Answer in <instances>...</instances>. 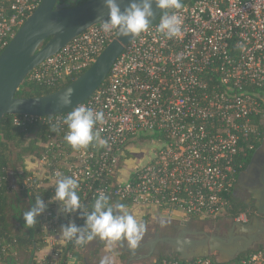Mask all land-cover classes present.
Returning <instances> with one entry per match:
<instances>
[{
	"label": "built area",
	"instance_id": "built-area-1",
	"mask_svg": "<svg viewBox=\"0 0 264 264\" xmlns=\"http://www.w3.org/2000/svg\"><path fill=\"white\" fill-rule=\"evenodd\" d=\"M41 2L0 0V54ZM182 4L179 10H166L181 18L180 37L158 33L161 14L124 48L107 83L81 104L103 111L106 121L96 126L99 138L87 148L75 151L66 143L63 120L69 112L14 118L17 126L41 120L57 129L44 143L43 156L31 159L44 166L41 178L34 174L37 187L52 193L42 222L49 250L42 264H58L63 247L79 248L74 241H59L57 228L69 220L83 225L82 212L91 211L100 193L110 201L129 202L128 208L158 209L184 220L227 216L242 167L239 157L257 133L255 119L261 116L264 124V0ZM102 23L41 63L29 81L55 87L78 78L119 35L104 33ZM143 143L151 157L126 172L133 148ZM64 176L79 182L82 209L71 216L60 214L54 199L56 183ZM67 256L74 263L73 253ZM182 262L161 264H216L211 258ZM241 264H264V251Z\"/></svg>",
	"mask_w": 264,
	"mask_h": 264
},
{
	"label": "water",
	"instance_id": "water-1",
	"mask_svg": "<svg viewBox=\"0 0 264 264\" xmlns=\"http://www.w3.org/2000/svg\"><path fill=\"white\" fill-rule=\"evenodd\" d=\"M59 0H42L39 7L30 15L15 37L0 54V123L6 115H27L48 117L70 112L88 100L106 81L112 66L123 52L124 48L135 40L118 35L100 54L92 66L81 76L67 86L44 96L17 97L23 82L29 74L48 58L60 52L73 39L94 25L107 18L108 10L103 0H88L76 7L59 4ZM78 0H73L77 2ZM130 0H120L121 8L127 7ZM149 27L166 10L156 9ZM62 27V30H57ZM47 41L46 44L44 42ZM73 89L71 105L64 106L61 97L67 89ZM264 143L254 153L243 177L252 178L263 166ZM251 193L256 200L257 222L264 216V181ZM165 220H174L180 225L176 227L175 236L155 234L139 248L126 247L124 240L117 242L121 250L130 254L125 264L151 260L158 252V246H167L168 253L179 255L180 261H191L197 258H209L210 250L219 251L229 259L218 261V264H228L234 255L244 252L248 246H235L232 240L227 241L216 236H210L205 231L190 228L191 220L181 216H163ZM145 248L148 253L136 256L135 253ZM139 257V258H138Z\"/></svg>",
	"mask_w": 264,
	"mask_h": 264
},
{
	"label": "trees",
	"instance_id": "trees-1",
	"mask_svg": "<svg viewBox=\"0 0 264 264\" xmlns=\"http://www.w3.org/2000/svg\"><path fill=\"white\" fill-rule=\"evenodd\" d=\"M86 1L88 0H78L77 2H73V0H59L58 3L76 7ZM74 80H67L55 87H48L37 82H30L27 78L16 96H44L67 86ZM106 83L107 81L102 86ZM15 117L16 115H6L0 123V264H19L18 257L24 258V263L22 264H37L34 261L33 255L35 252L46 247L45 235L42 230V215L38 218L34 227L28 228L25 226V221L23 220V212L30 209L37 197H41L46 202L52 197V193L49 189L37 187L39 180H37L34 173L26 169L25 162L27 158L40 159L43 156L45 151L43 145L48 141L49 136L55 134V131H52L49 125L43 124L41 120H35L27 123L25 126H17L14 123ZM261 120V116L255 119L254 124L257 128V133L246 143L247 146L239 157V162L242 164V167L239 168V174L247 168L254 153L263 144L264 124ZM251 146H253L252 149ZM59 154L62 153L59 151L55 156L57 157ZM28 179L30 180V187L28 184H25ZM12 180H15V182L13 183ZM230 202L231 208L226 217L235 219L241 216L242 213L247 212L248 207L245 206L242 199H238L235 196V190L230 196ZM110 203L113 205L121 203L126 208L131 206L129 202L118 199L111 200ZM90 210H92V207H90ZM149 218V216L143 218L142 223L147 225ZM221 219L218 221L192 219L191 224L198 231H203L207 227L213 228ZM174 223L175 221L169 222L162 219L156 227L157 232L155 234L175 236L177 230L173 227ZM101 241L102 243L99 244L98 242ZM90 243L95 244L88 251ZM104 243L105 240L97 237L84 245H80L75 251L74 246L63 247L58 264H71L67 256V253L70 252L73 253V258L75 259V263L72 264H100V251L105 246ZM143 243L140 241L138 244ZM124 244L126 247H129L127 240H124ZM58 248L55 247V250ZM164 250L158 246L160 254L154 256L155 261L145 264H161L164 261L183 263L179 260L178 255L172 253L165 254ZM122 251L125 252V255L121 256V261L126 263L129 253L125 250ZM259 251H264V248L248 251L241 255L234 264H241L243 260ZM214 262L218 264L215 260Z\"/></svg>",
	"mask_w": 264,
	"mask_h": 264
},
{
	"label": "clouds",
	"instance_id": "clouds-1",
	"mask_svg": "<svg viewBox=\"0 0 264 264\" xmlns=\"http://www.w3.org/2000/svg\"><path fill=\"white\" fill-rule=\"evenodd\" d=\"M108 10L107 18L103 19L101 29L104 33L116 31L121 37L134 38L149 28L151 19L156 9L179 10L183 7L182 0H130L127 7L121 8L120 0H103ZM182 20L175 14L164 11L157 26L158 33L167 39L178 38L182 35ZM62 30V27L57 29ZM73 89L69 88L61 97L64 106L71 105ZM67 125L64 136L66 143L75 151L85 149L99 138L97 125L106 123L103 111H96L90 106L80 105L74 107L64 118ZM52 131H56L55 126ZM104 141L101 146L106 144ZM79 182L71 176L58 179L54 199L58 203V212L71 216L82 209L80 196L78 195ZM110 197L100 193L95 199L90 212H82L83 225H78L74 220L60 226L62 237L65 241L84 245L99 237L101 240L119 242L127 240L128 246L135 248L142 239L146 225L126 210L121 203L112 205ZM48 209L41 197L35 199V203L29 210L23 212L25 226L32 228L38 218ZM100 264H111V259L105 256Z\"/></svg>",
	"mask_w": 264,
	"mask_h": 264
},
{
	"label": "flooded vegetation",
	"instance_id": "flooded-vegetation-1",
	"mask_svg": "<svg viewBox=\"0 0 264 264\" xmlns=\"http://www.w3.org/2000/svg\"><path fill=\"white\" fill-rule=\"evenodd\" d=\"M248 166L244 171H242L239 174L238 183L235 189V196L238 199H242L244 201L245 206L248 207L247 212L242 213V215L245 216V220L241 219L240 216L235 219L226 217L221 219L219 223L213 226L214 231L212 233L206 232L210 236H216L218 238L227 241L232 240L234 242L233 244L236 243L235 246L241 245L242 247H244L245 244L248 246L246 251L234 255L232 261L228 264H234L235 261L239 257H241V255L247 253L250 250L264 248V216L259 217L260 222L256 221L255 219L257 215L256 200L254 199V195L251 193L253 189L255 190L257 187L262 185L264 181V171H263V167H261V169L254 177L245 178L243 177V175L244 173H246ZM263 166H264V160H263ZM167 221L170 222L174 220H167ZM178 225H180V223L175 221L173 227L176 229ZM190 228L195 229L196 227L193 226V224H190ZM149 238H147V240L143 244H138L136 248H139L140 246L144 245ZM164 251L165 254L170 253V252L168 253V248H166ZM147 253L148 251L145 248H142L138 252H136L135 255L139 256ZM159 254L160 252L158 251L155 255H159ZM209 258L215 260L216 262L226 261L229 259L226 255H223L219 251L213 253L211 250H210Z\"/></svg>",
	"mask_w": 264,
	"mask_h": 264
},
{
	"label": "rangeland",
	"instance_id": "rangeland-1",
	"mask_svg": "<svg viewBox=\"0 0 264 264\" xmlns=\"http://www.w3.org/2000/svg\"><path fill=\"white\" fill-rule=\"evenodd\" d=\"M141 151V156L139 157L140 162L146 161L147 157L151 155L147 154L148 151H150V147L147 143H143L142 145H140V148H138ZM26 169L31 171L32 173H34L38 178L42 177V168H44V166L42 167L41 164H38L36 161L34 162L33 160H31V158H27L26 162ZM12 182L14 183L15 180H12ZM30 180H27V183H29ZM25 183V184H27ZM43 216L44 214H42V222H43ZM162 219H160L159 217L157 218H149L148 223L146 225V232L144 233L142 239L140 240L141 242H145L147 240V238L149 237H153L154 234L157 232V226L158 224L161 222ZM142 222V220L140 221ZM203 231L207 232V233H212L214 231L213 228L211 227H207L205 228ZM107 243H109L108 241H105V246L108 245ZM95 243H90L89 247H88V251L90 249L91 246H93ZM109 246H111V251L107 252L109 255H111V258H117L121 264H125V262L121 261V256L125 255V252H123L117 242H112L111 244H109ZM162 249H166L167 246H159ZM102 249V248H101ZM46 250V249H45ZM48 252H45L44 249L41 251H37L35 252L34 256V261L37 264H42L43 261H40L44 258H46L48 256ZM101 253V252H100ZM155 258L153 257L151 260H144L142 262H134L133 264H145V263H150V262H154ZM18 263L22 264L24 263V258L23 257H18Z\"/></svg>",
	"mask_w": 264,
	"mask_h": 264
},
{
	"label": "crops",
	"instance_id": "crops-1",
	"mask_svg": "<svg viewBox=\"0 0 264 264\" xmlns=\"http://www.w3.org/2000/svg\"><path fill=\"white\" fill-rule=\"evenodd\" d=\"M140 148L139 146H135L133 148V155L130 158V160L127 162L128 164L126 165V167L124 168V170L126 172H128L129 170H131V168L133 167V165L137 162L140 161L139 157L141 156V151L138 149ZM128 212H130L131 214H133L138 221L143 220V218L145 217H150V218H157L159 217L160 219H164L163 216H172V215H168V214H164L161 213L158 209H153V208H147V207H133V208H128L126 209ZM56 237L58 238L59 241L63 240L62 234H61V230L60 227L57 228V232H56ZM99 244L102 243L98 242ZM108 245L104 246L101 249V253H100V257L101 259L104 258L105 256L110 257L111 259V264H121V262L117 259V258H111V255H109L107 252L111 251V246H109V243H107ZM46 249V250H45ZM43 250V249H42ZM41 250V251H42ZM45 252H48L49 250L47 248H44ZM44 259L40 260L43 261ZM75 263V261H74Z\"/></svg>",
	"mask_w": 264,
	"mask_h": 264
}]
</instances>
